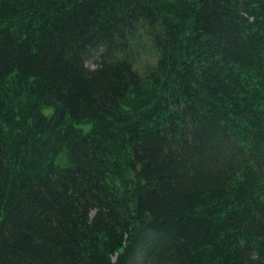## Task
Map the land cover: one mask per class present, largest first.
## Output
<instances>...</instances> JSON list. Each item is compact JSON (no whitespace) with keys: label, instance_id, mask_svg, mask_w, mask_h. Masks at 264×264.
I'll list each match as a JSON object with an SVG mask.
<instances>
[{"label":"trees","instance_id":"1","mask_svg":"<svg viewBox=\"0 0 264 264\" xmlns=\"http://www.w3.org/2000/svg\"><path fill=\"white\" fill-rule=\"evenodd\" d=\"M0 264H264V0H0Z\"/></svg>","mask_w":264,"mask_h":264}]
</instances>
